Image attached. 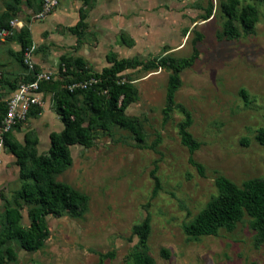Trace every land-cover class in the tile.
<instances>
[{
	"label": "rangeland",
	"instance_id": "374dc122",
	"mask_svg": "<svg viewBox=\"0 0 264 264\" xmlns=\"http://www.w3.org/2000/svg\"><path fill=\"white\" fill-rule=\"evenodd\" d=\"M237 1L239 11L247 4L253 5L258 21L249 34L236 23L240 36L233 40L223 34L226 17L222 4L226 0H161L160 11H156L158 22L133 26L139 33L140 28H147L145 34L124 31L112 21L102 36L92 28L79 39L81 28L55 26L53 42L45 46L52 56L56 51L63 54L55 69L48 68L62 89L76 84L66 83L71 78L62 57L79 59L88 71L109 67L112 58L137 62V66L119 74L116 82L129 84L136 91V100L125 114L137 120L144 142L137 143L129 131L109 124L106 130L92 131L91 146L70 147L72 165L55 180L77 191L85 199L83 206L76 213L47 216L49 235L36 252L22 251L16 241L9 242L17 258L6 264H130L137 244L133 228L145 220L149 224L147 252L155 264H264V244L257 243L252 219L247 215L231 230L220 229L213 236L189 238L183 231L216 196L217 177L223 176L237 186L249 179L264 180V145L257 140L259 130H264V9L257 2ZM42 2L18 0L14 5L11 0H0V23L7 10L13 16L8 28H3L11 35L0 38L4 48L20 50L19 34L41 21L35 15ZM152 24L155 35L150 40L145 36L153 29ZM44 36L48 38L49 33ZM59 36L66 41H59ZM85 45L94 48L95 54L86 57L82 52ZM193 48L198 57L180 74L182 84L175 94V107L164 120L170 71H146L140 64L163 56L189 58ZM43 50L41 46L34 54L43 56ZM5 57L9 58L4 49L1 61L5 62ZM19 64L10 68L15 78L8 77L16 86L26 73L21 61ZM69 65L70 70L78 71L72 63ZM95 83L93 79L85 80V87L78 89L85 90ZM3 90L0 87L4 108L9 90ZM71 102L79 108L86 126L92 115L82 95L76 94ZM55 104L54 94L44 91L43 106L14 127L13 141L27 147V152L46 156L49 134L63 129ZM180 107L191 116L188 130L199 144L192 159L203 168L202 176L189 163L190 154L178 135V124L184 120ZM26 167L27 171L32 168L28 160ZM154 178L158 181L155 194ZM31 182L21 177L15 157L2 145L0 236L8 206L18 208L20 226L29 227L31 206L17 199L16 193L23 183ZM108 253L113 256L106 257Z\"/></svg>",
	"mask_w": 264,
	"mask_h": 264
},
{
	"label": "trees",
	"instance_id": "16d2710c",
	"mask_svg": "<svg viewBox=\"0 0 264 264\" xmlns=\"http://www.w3.org/2000/svg\"><path fill=\"white\" fill-rule=\"evenodd\" d=\"M11 1L14 5H17L18 0ZM81 1L85 4L89 2V0ZM248 1L260 3L264 9V0ZM41 6L42 3L37 8L38 13ZM9 11L15 12L14 9H9ZM222 11L226 17L223 24V34L230 40L237 39L240 36L236 23L242 26L245 34H249L258 21L257 10L254 6L247 4L243 10L239 11L237 0H226V3L222 4ZM207 15L210 17V10ZM3 16L4 22L0 23L1 29L8 28L9 21L13 17L8 10ZM83 20L84 17L81 16L80 21L76 24L77 28H81V32L77 35L79 39L86 28ZM31 44L30 31L23 28L19 34L20 50L14 54L17 62L20 63L21 61L23 64V51ZM197 57V50L193 48V54L189 58L175 59L163 56L148 63L140 64L146 71L159 68L170 71L166 88V106L162 110L164 120L169 118V114L175 107V94L182 84L180 74L191 67ZM61 62L65 65L71 78L66 83H80L88 79H93L96 83L85 90L77 88L74 91L62 89L61 83L58 81L41 84L40 90L43 94L46 90L54 94L56 99L55 111L63 124V129L60 132L49 134L50 147L46 156H37L33 152H27V147L15 143L12 135L14 129L4 135V145L15 157L21 177L30 179L32 182L23 183L16 193L17 199L31 206L28 212L29 227L20 226L21 213L18 208L8 206L5 210V225L0 236V264L14 262L17 258L14 249L8 245L9 242L16 241L22 251L36 252L43 246L49 235L46 225L47 216L58 217L65 211L76 213L83 206L85 199L77 191L69 185L55 180L56 176L64 173L72 165L70 147L75 145L91 146L92 131L96 128L106 130L109 124L117 125L129 131L133 134L137 143L144 142V135L138 126L137 120L125 114L127 107L136 100V91L129 84L116 82L119 79V74L128 68L137 66V62L112 58L111 65L100 71L86 70L83 62L79 59L71 60L68 57H62ZM70 63L78 71L70 70L68 68ZM23 78L27 81L31 80L30 76H24ZM17 87L18 84L17 86L13 84L11 90L13 91ZM103 91H106V93H103ZM76 94L82 95L86 108L92 115L86 126L79 108L71 102ZM240 94L246 99L244 90H241ZM39 109L40 107L32 108L28 117L31 113L39 111ZM180 110L184 115V120L178 124V135L181 144L190 154L189 163L195 166L202 176L203 168L195 164L192 159V155L198 149L199 144L188 130L192 123L191 116L184 108L180 107ZM4 113L5 107L3 108L0 104V119ZM257 140L264 145L263 129L259 130ZM25 142L28 145L27 136H25ZM27 160L32 165L31 170L28 171L26 167ZM154 179L156 183L155 194L158 189V181L156 178ZM214 184L217 189L216 196L206 204L191 223L183 227L185 235L189 238L213 236L220 229L231 230L244 215H247L252 219L251 226L256 232L257 243L264 244V180L249 179L244 181L241 186H237L229 179L219 176L215 179ZM133 234L137 237V244L130 255V264H155L154 259L147 252L148 221L145 220L135 226ZM163 255L167 256L165 252H163ZM112 256V254H106V257Z\"/></svg>",
	"mask_w": 264,
	"mask_h": 264
},
{
	"label": "crops",
	"instance_id": "0c3cea01",
	"mask_svg": "<svg viewBox=\"0 0 264 264\" xmlns=\"http://www.w3.org/2000/svg\"><path fill=\"white\" fill-rule=\"evenodd\" d=\"M160 1L161 0H89V2L85 4L81 0H60L56 10L51 15L44 18L43 21L34 22L29 28L31 43L35 46L37 52L41 46L45 47V50H43V56L41 53L34 54V61L36 65L42 69L48 70V68H56L57 63L63 54L56 51L53 52L54 55L52 56L50 55V51H46L45 46L48 45V43L53 42V36H55V33L52 30L55 26L62 25L65 27H75L80 21L81 16H83V22L86 25L84 30L86 32L85 35L88 34L92 28H95L102 36V34L106 31L105 29L108 30V28H111L112 21H117L120 29L122 28L124 31L128 30L136 35L139 32H137L136 29H133V26L142 25L144 21L151 23L159 21L156 11H160V9H158L160 8ZM45 20H48L47 23ZM140 30V33L145 34V30H147V28H140ZM46 32L49 33L48 38H45L44 36ZM146 32L147 34L145 37L150 40L153 39V36L155 35V27ZM54 39L56 40V38ZM72 39L75 40L74 38ZM2 40L3 39L0 41V52L5 49L6 56L8 55L9 58L5 57V62L0 59V65L2 67H0V87H2V90L4 89V92L9 90L7 94L8 96L5 99L7 100L12 91L11 85H13L12 82H9L8 77L14 79L16 76L11 74L12 72L10 68L14 67L16 63L19 64V62H17L14 58V54H16L19 50L12 46L4 48ZM63 40L66 41L64 37L59 36V41L63 42ZM73 40L67 41L73 42ZM82 52L86 57L95 54L94 48L86 45L82 48ZM1 57L4 56L1 55ZM1 63H5V65H2ZM2 99L0 97V102L3 101Z\"/></svg>",
	"mask_w": 264,
	"mask_h": 264
},
{
	"label": "built area",
	"instance_id": "2783aa9c",
	"mask_svg": "<svg viewBox=\"0 0 264 264\" xmlns=\"http://www.w3.org/2000/svg\"><path fill=\"white\" fill-rule=\"evenodd\" d=\"M59 2L60 0H43L40 12L35 15L36 19L43 20L57 8ZM11 33L10 30L3 29L0 31V38H6ZM35 49V46L31 44L25 48L22 54V61L26 68L25 76H30L31 80L27 81L23 78L5 101V113L0 119V147L4 145V135L11 132L17 124L24 122L32 108L43 106L44 94L40 90L41 84L57 80L54 73L36 65L34 61ZM83 84L84 82L76 83L67 89L73 91V89L83 88L85 87Z\"/></svg>",
	"mask_w": 264,
	"mask_h": 264
}]
</instances>
